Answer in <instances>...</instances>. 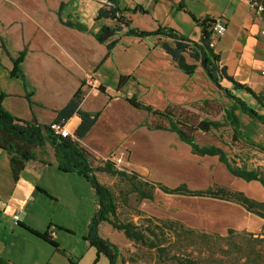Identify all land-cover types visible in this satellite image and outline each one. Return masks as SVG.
Segmentation results:
<instances>
[{
	"label": "rangeland",
	"instance_id": "374dc122",
	"mask_svg": "<svg viewBox=\"0 0 264 264\" xmlns=\"http://www.w3.org/2000/svg\"><path fill=\"white\" fill-rule=\"evenodd\" d=\"M61 1L56 0L55 9L48 16L55 23ZM48 2L52 4L54 0ZM75 2L76 18L91 25L95 21L98 5L93 0ZM188 5L194 7L195 4L189 1ZM68 11L66 9L61 14L64 20L72 18ZM14 18L24 20V17ZM33 19L37 20L38 17ZM130 19L133 26L141 30L152 31L158 27L151 17L142 13L130 15ZM173 21L189 40L199 41L201 30L191 19L185 24L179 20ZM108 24L114 26L115 23L108 21ZM17 35L22 42L25 40L23 24ZM37 35V31L33 32L32 39L39 42ZM99 46L105 53V47ZM99 53L102 55L101 51ZM186 58L189 63H196L188 54ZM113 59L100 69H95L96 65L92 64L87 66L83 59L80 63L87 71L80 75L82 79L80 77L79 86H82L85 94L80 108L101 113L91 132L84 139L78 140L90 153L95 166H102L106 161L117 164L121 160V164L116 165L119 169L137 173L169 188L182 184L192 190L225 187L242 191L250 198L264 202V188L259 182H247L233 176L217 157L194 154L191 147L173 132L150 129L148 125H155V117L128 103L129 98L136 96L141 103L163 110L168 105L182 106L203 100H216L224 109H228L234 101L226 95L224 89L229 87L225 83L221 82L220 87L214 85L201 67L192 77L187 76L170 56L155 47L152 37L140 40L121 36L114 49ZM40 63L27 61L24 67L31 82L35 105L41 99L49 102L64 101L78 89L76 76L69 75L68 80H65V76L58 72L60 67L57 64ZM121 70L127 74L133 73L134 79L121 91H116L114 85ZM67 71L72 73L71 70ZM0 84L6 91H23V83L19 78L1 79ZM234 94L256 106L245 92ZM7 105L12 106L21 116L25 113L30 116L32 113L25 100L12 101V105L10 102ZM37 111L40 119L43 116L50 117L44 109ZM237 114L241 120V132L246 138L234 137V130L224 126L212 134L195 132V141L201 146L222 148L235 167L264 170V152L261 150L264 147V125L240 111ZM217 120L226 124L224 114ZM37 152L50 160L49 163L54 162L52 147L37 148ZM62 174L60 180H52L48 184V192L41 193V200L56 208V217L62 216L82 233L87 228L88 215L96 209L94 191L83 177L73 173ZM97 177L102 183L110 185L116 195L118 212L115 220L118 223H134L141 229L151 228L153 233L149 236L164 248L160 252L141 243H134L105 223L103 228L106 230H102L101 236L117 245L120 251L116 264H188L189 260L197 261L198 264H264V243L260 241L263 238L264 219L242 206L211 197L170 195L160 190L154 191L153 201H141L130 191L128 181L102 172L97 173Z\"/></svg>",
	"mask_w": 264,
	"mask_h": 264
},
{
	"label": "crops",
	"instance_id": "0c3cea01",
	"mask_svg": "<svg viewBox=\"0 0 264 264\" xmlns=\"http://www.w3.org/2000/svg\"><path fill=\"white\" fill-rule=\"evenodd\" d=\"M48 1L0 0V14L7 15V17L0 15V81L8 78L17 79L11 74L14 63L10 55L16 58V55L19 56L23 52L26 54L22 67L29 89L25 88L22 80L23 91L20 92L6 91L0 84L2 105L18 118L30 121L35 115L39 123L56 122L58 112L67 105L78 90L72 92L71 96L64 101L61 99L49 102L41 99L38 105H35L34 93L30 88L31 82L24 70L27 61L34 60L43 65L57 64L60 67L58 72L65 76V80H68L69 75L78 78V88L82 79L80 75L87 72L80 65L81 59L87 66L96 65L95 69H100L108 61H114L113 50L111 57L100 65L107 54V48L94 37L104 24H108V21L97 20V14L109 1L127 10L124 15L128 18L130 15L141 13L132 12L136 8H141L144 12L142 14L151 17L158 26H167L183 35L185 34L181 27L173 19L185 24L189 19L193 21L192 16L197 19L208 15L220 18L227 25L226 33L216 40L214 47L220 53L221 66L226 68L228 76L236 82L249 86L256 93L264 94V37L260 35L261 29L264 28V21L250 8L249 0H93L98 6L95 21L91 25L86 24L79 17L76 18L75 0L60 2L58 20L55 23L48 16L55 9L56 0L52 4ZM189 1L194 2V7L188 5ZM62 4L64 8L60 12ZM66 9L69 10L68 14H72L69 20L61 17ZM14 17H24V20ZM33 17L38 19L34 20ZM16 22L19 24L15 25ZM67 22L74 24L75 27H68ZM21 24L25 28V44L17 35ZM35 31L38 32L39 42L32 39ZM3 44L10 55L4 50ZM99 45L105 47V53ZM121 71L114 87L120 76H133V73L127 74L124 70ZM222 83L229 88L232 87L228 81ZM29 95L33 102V112L28 102ZM16 100L26 101L29 111L32 112L30 116L28 113L21 116L12 106L7 105L9 102L12 105V101ZM39 109L49 112L50 117L43 116V119H40L37 111ZM32 114H34L33 117ZM80 123L81 119L78 115H73L66 121L73 132ZM37 155L40 159L50 161L38 152ZM53 161L48 162V167L42 173L26 169L17 180H14L9 156L5 151L0 150V259L10 264H110V260L103 254L99 255L86 239L88 225L96 209L87 217L86 230L79 233L62 216L56 217L55 207L41 200V193L48 192V184L52 180H60L62 173H66L58 168L55 157ZM16 215L19 216L17 221L14 219ZM104 224L100 225V235L103 229L106 230L103 228ZM107 232L110 233V230Z\"/></svg>",
	"mask_w": 264,
	"mask_h": 264
},
{
	"label": "trees",
	"instance_id": "16d2710c",
	"mask_svg": "<svg viewBox=\"0 0 264 264\" xmlns=\"http://www.w3.org/2000/svg\"><path fill=\"white\" fill-rule=\"evenodd\" d=\"M63 8L62 4L60 12ZM126 11L113 1L107 2L98 11L97 20L115 23L114 26L104 24L94 34L96 40L107 48V54L100 65H103L111 57L121 36L134 37L140 40L152 37L154 45L159 46L170 56L175 65L187 76H193L196 70L201 67L208 80L214 85L220 87L221 82H230L232 87L226 88L224 91L234 101L231 108L228 109H224L216 100H203L183 106L168 105L163 110H156L141 103L136 96L129 98L128 103L134 108L150 112L155 117V125H148L150 129L175 133L182 142L191 147L194 154L217 157L233 176L247 182H259L264 188V170L235 167L231 164L228 155L222 148L218 146H201L196 143L194 138L195 132L201 131L206 134H212L224 126H230L234 130V137H244L245 135L241 132V120L237 111L264 125V113H262L264 112V94L256 93L249 86L240 84L228 76L226 68L220 64V53L210 46L213 39L212 26L220 18L208 15L202 19H197L192 16L194 23L201 30L199 41L193 42L187 36L169 27L158 26L157 29L152 31L141 30L133 26L130 18L124 15ZM132 12L144 13L141 8H136ZM66 25L75 27L70 22H67ZM3 48L10 55L4 44ZM186 54L196 63H189ZM25 55V52L21 53L17 58L10 55L14 63V70L11 74L20 78L24 82L25 88L29 89L22 67ZM131 79H134L133 76H120L115 88L119 91ZM102 89L104 90V88ZM238 91L248 94L254 100L256 106H252L249 102L236 97L234 93ZM84 95L83 88L80 86L67 105L58 112L56 122H66L73 115L80 117L81 123L74 132V138H64L54 134L50 125L39 123L34 114L33 119L30 121L16 117L4 108L0 99V150L5 151L9 156L14 180H17L26 169L42 173L48 167V162L40 159L36 150L37 148L43 149L46 146H50L54 149V157L61 171L77 174L90 183L95 194L96 211L89 222L86 239L97 250L99 255L103 254L110 260V264L117 263L120 251L117 245L101 237L99 230L102 223H108L113 229L122 232L128 240L134 243H141L160 252H163L164 248H161L149 236V234L153 233L151 228L145 227L141 229L134 223H118L115 220L118 212L116 195L110 186L98 179L97 173L99 172L128 181L131 187L130 191L135 193L141 201H153L155 190H160L170 195L211 197L236 203L248 212L264 219V202L250 198L242 191H233L225 187L192 190L186 184L176 188H169L160 183L151 182L137 173H129L126 170L119 169L111 161H106L102 166H95L90 153L78 143V140L84 139L91 132L101 113L89 112L80 108ZM28 102L33 112V102L30 99V95L28 96ZM221 114H224L225 125L217 120ZM261 150L264 152V147ZM36 235L41 237L39 234ZM260 241L264 243V226L263 238ZM260 255L262 258V254ZM0 264L10 263L0 259ZM188 264H198V262L189 260Z\"/></svg>",
	"mask_w": 264,
	"mask_h": 264
},
{
	"label": "built area",
	"instance_id": "2783aa9c",
	"mask_svg": "<svg viewBox=\"0 0 264 264\" xmlns=\"http://www.w3.org/2000/svg\"><path fill=\"white\" fill-rule=\"evenodd\" d=\"M249 5L250 8L254 11V13L261 17L264 21V0H249ZM226 31L227 25L224 21L219 20L215 22L211 29L213 39L210 46L214 48L216 40L224 36ZM260 35L264 37V28L261 29ZM49 125L54 134L64 138H74V132L71 130L70 127H68L66 122H52ZM120 164L121 160H119L116 165L119 166ZM14 219L17 221L19 219V216H14Z\"/></svg>",
	"mask_w": 264,
	"mask_h": 264
}]
</instances>
